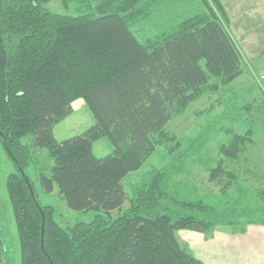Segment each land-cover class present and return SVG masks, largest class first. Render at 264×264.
<instances>
[{
    "label": "trees",
    "instance_id": "16d2710c",
    "mask_svg": "<svg viewBox=\"0 0 264 264\" xmlns=\"http://www.w3.org/2000/svg\"><path fill=\"white\" fill-rule=\"evenodd\" d=\"M56 1L0 0V141L16 167L6 185L20 264H203L180 244L177 231L210 237L238 222L218 217L210 205L173 200L163 185L166 169L140 184L126 209L123 182L154 155L155 136L174 116L244 73V54L223 5L200 0L201 12L145 45L130 24L150 16L154 0H143L142 6V0H62L65 12L47 7ZM69 3L84 10L70 13ZM81 98L93 113V124L58 140L54 127ZM229 133L219 153L236 162L257 140L251 128ZM103 137L113 151L97 157L93 145ZM43 148L53 161L50 176H41L45 192L57 186L72 210L99 213L90 222L63 227L52 207L39 202L45 214L42 245V213L19 167L35 192L27 168L35 162L33 150ZM224 174L228 185L238 178L226 172L224 160L210 177ZM256 193L264 203V189ZM171 198L175 207L196 214L173 220L167 213ZM115 211L116 218H110ZM254 223L264 225V220L249 219L240 229H230L244 233ZM4 258L0 227V264Z\"/></svg>",
    "mask_w": 264,
    "mask_h": 264
},
{
    "label": "rangeland",
    "instance_id": "374dc122",
    "mask_svg": "<svg viewBox=\"0 0 264 264\" xmlns=\"http://www.w3.org/2000/svg\"><path fill=\"white\" fill-rule=\"evenodd\" d=\"M154 1L150 16H141L130 24L135 36L145 45L164 33L175 32L181 21L202 11L200 0ZM66 4L57 0L47 7L65 12ZM140 5H145L143 0ZM67 6L70 13L74 14L84 10L76 3H69ZM262 75V66H246L244 73L230 84L215 93L203 95L174 116L163 132L155 136L154 155L124 180L128 200L123 209L129 207L130 199L140 184L149 179L153 172L166 169L168 174L163 185L173 200L210 205L215 208L218 217L226 216L223 218L226 221H237L238 224L231 225L237 229L244 226L249 219L264 220V203L256 193L257 188L264 189V83L260 81ZM66 121L71 125L88 128L94 122V116L85 100L81 98L74 101L73 112ZM249 128L253 130L257 143L249 145L243 158L234 162L221 156L219 146L230 139L229 131L235 130L244 134ZM28 140L29 138H26L25 141L29 142ZM112 151L113 145L107 137H103L94 145L97 157H105ZM33 155L35 162L27 168V172L33 180L38 201L52 207L53 218L63 227L72 226L76 222L92 221L99 212L72 210L59 194L57 186L52 193L45 192L41 176H50L53 161L48 158L46 148L36 152L33 150ZM223 160L226 172L233 171L238 175L229 185V177L225 174L215 180L210 177L211 169ZM15 171L16 167L0 141V227L5 243L3 264H20L19 240L6 185L8 175ZM172 198L168 201L172 208L167 213L173 220L190 213L196 214L191 210L175 207ZM108 215L110 218H116L118 212ZM197 215L204 218L203 215ZM231 227L226 225L220 228L230 230Z\"/></svg>",
    "mask_w": 264,
    "mask_h": 264
},
{
    "label": "crops",
    "instance_id": "0c3cea01",
    "mask_svg": "<svg viewBox=\"0 0 264 264\" xmlns=\"http://www.w3.org/2000/svg\"><path fill=\"white\" fill-rule=\"evenodd\" d=\"M220 2L228 16L230 31L244 54L245 65L255 64L264 69V0ZM67 118L54 127L58 140L86 129L71 125ZM177 237L203 264H264V225L251 224L244 233L218 228L210 237L201 231L183 229L177 231Z\"/></svg>",
    "mask_w": 264,
    "mask_h": 264
},
{
    "label": "water",
    "instance_id": "95a60500",
    "mask_svg": "<svg viewBox=\"0 0 264 264\" xmlns=\"http://www.w3.org/2000/svg\"><path fill=\"white\" fill-rule=\"evenodd\" d=\"M19 169H20L21 173L23 174V176L25 177V180H26V182H27V184H28V186H29V188H30V191H31V193H32V195H33V198H34V200H35V202H36L38 208L40 209V211H41V213H42V220H43V226H42V228H43V230H42V245H43V234H44V225H45V214H44V211H43V208H42L41 204L39 203V201H38L37 198H36V195H35V192H34V190H33V187L31 186V183H30L29 179L27 178V176H26V174H25V171H24L21 167H19Z\"/></svg>",
    "mask_w": 264,
    "mask_h": 264
},
{
    "label": "built area",
    "instance_id": "2783aa9c",
    "mask_svg": "<svg viewBox=\"0 0 264 264\" xmlns=\"http://www.w3.org/2000/svg\"><path fill=\"white\" fill-rule=\"evenodd\" d=\"M260 79V81L264 83V75H262Z\"/></svg>",
    "mask_w": 264,
    "mask_h": 264
}]
</instances>
